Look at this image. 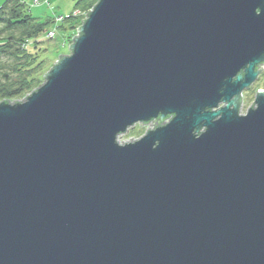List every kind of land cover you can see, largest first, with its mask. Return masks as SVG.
Segmentation results:
<instances>
[{
	"label": "water",
	"instance_id": "water-1",
	"mask_svg": "<svg viewBox=\"0 0 264 264\" xmlns=\"http://www.w3.org/2000/svg\"><path fill=\"white\" fill-rule=\"evenodd\" d=\"M86 16L45 82L0 103V264H264V91L239 114L264 0Z\"/></svg>",
	"mask_w": 264,
	"mask_h": 264
},
{
	"label": "rangeland",
	"instance_id": "rangeland-1",
	"mask_svg": "<svg viewBox=\"0 0 264 264\" xmlns=\"http://www.w3.org/2000/svg\"><path fill=\"white\" fill-rule=\"evenodd\" d=\"M77 0H27L24 1V8L26 7L29 12H31L34 18H37L39 21L48 20L51 23L49 24V31H47L44 36H41L33 41H26L23 43L22 47L37 45L39 47V53L36 56L39 60L45 61L44 68L48 69L42 76V80L39 82H35L37 86L33 87L31 91L25 94L23 98L32 94L34 90L39 88L45 80L43 76L48 73L54 64L59 61L58 56H70L71 50H69V46L72 45V37L78 36L77 30L74 35H70L67 33L70 27V22H66L62 25V28H58V24L65 18H77L79 20V27L82 26V20H86L88 17L86 14L92 11V8L87 11H80L78 9H73L74 2ZM97 3V2H96ZM4 24L0 22V30H3ZM76 28V29H77ZM1 32V31H0ZM9 33V32H7ZM6 32H2L3 37H6ZM13 35L14 32L11 31L9 35ZM43 38V39H42ZM42 40V41H41ZM12 43V41H10ZM36 49V48H35ZM41 51V52H40ZM12 52V55H11ZM15 49L8 50L6 53H0V88L7 87L9 88L13 83H16L18 79L21 77V71H19V62L21 60L16 59L14 56ZM20 56V55H18ZM19 60V61H18ZM261 69L260 67L258 68ZM264 91V68L259 72L256 80L248 87L242 91V102L240 105L239 114L244 115L248 108L254 103V98L256 96V91ZM23 98H17L15 100H10L9 102L12 104L13 101L21 102ZM3 100L0 98V103ZM222 105L220 104L218 108ZM254 106V105H253ZM154 126L150 124H135L129 129L126 130L123 134L118 136V142L120 144L134 142L140 139L146 132L150 129H153ZM131 139V140H130Z\"/></svg>",
	"mask_w": 264,
	"mask_h": 264
},
{
	"label": "trees",
	"instance_id": "trees-1",
	"mask_svg": "<svg viewBox=\"0 0 264 264\" xmlns=\"http://www.w3.org/2000/svg\"><path fill=\"white\" fill-rule=\"evenodd\" d=\"M24 1L27 0H0V22L4 24L3 30H0V53H6L8 50L14 48V56L16 59L21 60L18 66L19 71H21V77L9 88H0V98L6 102L17 98H23L26 93L33 90L32 88L38 85H35V82L41 81V76L51 68H44L45 61L42 59L39 60L36 56V54L38 55L39 53V47H37V45H26L22 47L23 43L26 41H33L44 36V34L49 31V24L51 23L48 20L42 22L34 18L31 12H29L26 7L24 8ZM97 1L98 0H77L74 2L73 9H78L80 11L85 10L88 12ZM66 22L71 23L67 33L74 35L76 28L79 26V20L75 17L65 18L58 24V28H62V25ZM11 31L14 32L13 35H9ZM2 32L9 33L6 34V37H3ZM10 41H12V43Z\"/></svg>",
	"mask_w": 264,
	"mask_h": 264
},
{
	"label": "flooded vegetation",
	"instance_id": "flooded-vegetation-1",
	"mask_svg": "<svg viewBox=\"0 0 264 264\" xmlns=\"http://www.w3.org/2000/svg\"><path fill=\"white\" fill-rule=\"evenodd\" d=\"M241 96H242V95H241ZM241 102H242V99H241ZM170 119H171V117L168 116V117L166 118V122L169 121ZM159 122H160L161 124H164V123H165L164 121H158V123H159ZM160 123H159V124H160Z\"/></svg>",
	"mask_w": 264,
	"mask_h": 264
}]
</instances>
